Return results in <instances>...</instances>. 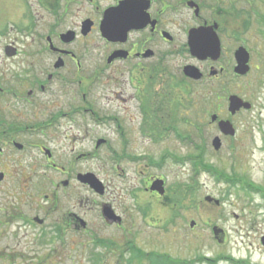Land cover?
I'll return each instance as SVG.
<instances>
[{
    "label": "flooded vegetation",
    "instance_id": "obj_1",
    "mask_svg": "<svg viewBox=\"0 0 264 264\" xmlns=\"http://www.w3.org/2000/svg\"><path fill=\"white\" fill-rule=\"evenodd\" d=\"M255 2L264 3V0H249L251 4ZM0 17L1 34L12 31L23 37L31 36L32 40L10 39L3 45L7 60L21 58L20 65L28 68L9 75L0 73V229L6 231H0V264H26L22 250L25 247L20 240L22 234L29 233L26 231L42 236L43 246H48L49 251L57 237L64 240L69 231L85 232L88 238L84 247L90 243L110 250L108 254L105 250L102 254L91 251L93 262L98 264L106 259L107 264H169L168 253L147 251L137 244L139 233L129 212L133 209L122 200L121 192L115 191L113 203L104 200L109 186H105L102 194L96 193L80 178L88 172L60 167L52 150L42 143L40 134L63 127L67 118L76 123L74 114L81 113L88 115L96 126L114 119L117 130L125 135L119 116H101L99 97L91 91L112 65L117 69L108 79L115 83V94L137 101L144 116L142 126L150 125L145 121L148 114L153 118L154 113H165L172 89L184 86L188 91L189 83L195 79L184 73L180 75L187 65L196 66L202 74L201 80L210 81L228 74L235 59V73L236 52L243 47L250 55L249 73L251 51L242 44L234 48V21L239 19L234 15V0H0ZM261 24L264 26V16ZM249 27V22L244 21L237 31L245 32ZM192 41L219 43V51L211 47L204 58H199L192 52ZM99 47L108 50L107 63L95 69L92 76L85 75V63H89L92 51ZM7 48L14 50L12 56L7 54ZM113 55L115 58L109 61ZM174 62L179 65L177 71H173ZM224 89L222 93L214 89L205 97L211 99L210 105L222 106L227 99L229 115L252 110V102L236 94L252 105L231 113L229 98L235 93L227 95ZM215 114L218 119L213 123L218 128L221 120H229L236 131L230 118ZM103 141L108 144L106 139ZM37 151L43 152V157ZM39 167L45 169L44 189L50 193L42 194ZM59 170L76 173L75 179L72 175L63 181L65 186L78 181L103 199L95 203L96 210L105 224L113 228L112 234L105 236L100 227L90 228L89 212L86 214L78 204L62 207L57 198ZM154 179L147 180L144 191L158 198L159 193L150 188ZM250 188L264 192V187L250 185ZM129 194L134 202L133 191ZM149 207L148 202L139 207L146 227V219L148 223L152 219ZM62 209L67 212L61 214L60 222L58 210ZM47 254L30 259H37L33 264H44L55 257L51 252Z\"/></svg>",
    "mask_w": 264,
    "mask_h": 264
},
{
    "label": "rangeland",
    "instance_id": "obj_2",
    "mask_svg": "<svg viewBox=\"0 0 264 264\" xmlns=\"http://www.w3.org/2000/svg\"><path fill=\"white\" fill-rule=\"evenodd\" d=\"M234 15L239 17L234 21V48L242 44L251 51L249 73L244 76L235 74L233 59L232 69L229 68L226 75L210 81L196 79L189 83L188 91L184 86L176 87L171 90L169 108L165 113L157 114L158 117L154 114L153 118L148 114L145 121L150 125L142 126L144 116L137 101L115 94V83L108 79L117 69L112 65L105 71V76L93 84L91 91L99 97L101 116H119L125 135L117 130L113 120L96 126L88 115L81 113L74 114L76 123L67 118L63 120V127L40 134L42 143L52 150L60 167L67 171L76 168L81 172L95 173L109 186L104 200L113 203L115 191L121 192L122 200L133 209L129 212L139 233L137 244L147 251L168 253L174 258L169 264H185V261L187 264H264V244L261 241L264 236V192L243 189L241 183L246 179L254 187H264V26L261 24L264 3L234 0ZM244 21L249 22V29L238 32ZM10 39L32 42L31 36L23 37L12 31L0 33V73L6 75L28 68L20 65L21 58L7 60L3 45ZM99 48L92 51L89 63H85V75L92 76L95 69L107 63L108 50ZM186 67L188 65L180 75L185 74ZM178 68L174 62L173 71ZM225 78L230 79L225 81ZM213 87L220 89L221 93L225 88L227 95L235 93L252 102V110L229 115L227 99L223 100L222 106L210 105L211 99L205 97L214 90ZM215 112L231 119L236 127L235 135H225L217 123L211 122V115ZM172 125L174 129L169 127ZM217 138L222 144L219 149L213 144ZM105 139L108 144L103 141ZM39 153L43 157L44 153L36 152ZM211 168L216 172L209 171ZM38 171L42 194L50 193L49 189H44L45 169L39 167ZM234 174L241 182L231 184L217 177ZM72 175L75 179L76 173L57 172L59 203L62 207L78 204L86 214L89 212L90 228L100 227L105 236L112 234L113 228L105 224L100 211L96 210L95 203L103 199L78 181H71L68 187L63 184ZM157 177L166 181L167 190L158 198L144 191L147 180ZM131 191L134 202L133 198L130 199ZM209 196L220 199L221 204L208 201ZM81 201L83 205L80 207ZM146 202L152 209L149 214L152 219L149 223L146 219L147 227L139 212V207ZM64 212L67 211L58 210L60 222ZM192 221L194 225H191ZM214 227L222 231L215 234ZM26 232L29 233L22 234L20 239L25 247L21 249L25 250L26 264L37 262L31 257L45 256L49 252L55 257L44 264H53L55 260L57 264H98L93 262L91 251L110 252L90 243H85L84 247L85 238H88L85 232L69 231L63 236L64 240L57 237L50 251L48 246H43L42 236ZM122 243L125 244L124 240ZM101 264H107V259Z\"/></svg>",
    "mask_w": 264,
    "mask_h": 264
},
{
    "label": "water",
    "instance_id": "obj_3",
    "mask_svg": "<svg viewBox=\"0 0 264 264\" xmlns=\"http://www.w3.org/2000/svg\"><path fill=\"white\" fill-rule=\"evenodd\" d=\"M191 43H192L191 45L193 46V48H192L193 54H195L199 58H204L205 55L212 50L211 47H213V50L216 49V51H219V46H218L219 43L213 44L211 41L208 44H206L204 42L194 43V41H192ZM13 51L14 50L11 48L6 49L7 54L10 56H12L14 54ZM114 57H115V55H113L109 59V61H112L114 59ZM236 59H237V66L235 68V72L237 74H241V75L246 74L247 71L249 70L250 55L246 51L245 48L241 47L236 52ZM185 73L187 76L192 77V78H196V79H199L202 76L199 69L194 67V66L186 67ZM213 73L215 74L216 72H213ZM229 101H230L229 110L233 114H235L242 107H245L247 109L251 108V103L246 102L245 100H243L241 97H239L236 94L231 95L229 98ZM217 118H218V116L216 114H214L212 116V121H216ZM219 127H220V130L226 135H234L235 134V128L229 120H221L219 122ZM213 144H214V147L216 149H219L221 146L220 138H217L216 140H214ZM80 178L83 182L89 183L98 192L104 191V187H103L102 183L94 175L88 174V175H85L84 177L80 176ZM163 185H164L163 180H157L154 182L151 189L152 190H158L160 193H164L165 189H164ZM208 200L212 201V198L208 197ZM217 203H219V201H217ZM194 224H195V222L192 221L191 225H194ZM215 232L218 233L217 230H215ZM262 242L264 244V237L262 238Z\"/></svg>",
    "mask_w": 264,
    "mask_h": 264
},
{
    "label": "trees",
    "instance_id": "obj_4",
    "mask_svg": "<svg viewBox=\"0 0 264 264\" xmlns=\"http://www.w3.org/2000/svg\"><path fill=\"white\" fill-rule=\"evenodd\" d=\"M209 170V169H208ZM209 171H214V168H211ZM172 260H170L171 263ZM174 264V263H173ZM185 264H187V262L185 261Z\"/></svg>",
    "mask_w": 264,
    "mask_h": 264
}]
</instances>
